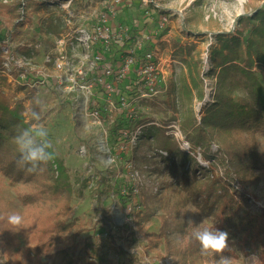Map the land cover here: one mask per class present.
Here are the masks:
<instances>
[{
	"label": "rangeland",
	"instance_id": "rangeland-1",
	"mask_svg": "<svg viewBox=\"0 0 264 264\" xmlns=\"http://www.w3.org/2000/svg\"><path fill=\"white\" fill-rule=\"evenodd\" d=\"M1 1L4 4L22 1L25 5L30 2L48 5L47 10L38 14L29 12L23 20H18L19 23L9 20L10 16H1L8 26L0 34V60L3 61L0 91L14 101H23L28 121L32 120L35 100L40 109V122L47 128L53 151L68 171L74 190L72 212L62 217L71 224L72 230L65 234L60 228L53 230L43 240L44 243L49 237L75 234L78 243L76 253L82 255L89 247L93 254L102 257L108 264L127 263V257L119 255V248L127 254L137 255L139 264H174L162 245L163 241L160 240L158 250H153L151 240L146 236L147 233L158 232L161 227L164 202L170 193L162 191L167 178L159 174L165 169L163 159L169 156L167 152L166 155L155 150L152 142L141 141L147 127H139L138 122L149 119L161 128L165 127L166 134L176 141L182 153L189 154L204 168L214 167L216 176L225 177L218 146L213 144L209 151L201 147L195 149L181 125L187 117L194 118V122L200 125L207 109L216 105L220 87H234L237 79L234 73H230L229 80L220 79L222 69L217 65L221 63L217 55L226 61V65L230 64L229 57L220 52L222 46L228 40L242 42L243 37H247L248 29L258 23L255 20L257 13L264 11V0H147V6L143 4L146 0H123L119 9V25L128 32L124 34L123 30H119V35L124 36L121 42L124 47L114 43L104 49L101 46L92 47L90 52L85 51L80 43L70 40L69 33L75 21H72L71 28L66 22L70 18L95 20L91 15L102 3L101 0ZM164 17L168 18V23L161 29ZM56 20L59 33H52L50 21L54 23ZM82 27L90 30L93 23L88 20L83 26L73 29L79 31L81 29L78 28ZM147 38L151 40L147 50H156L161 60V92L152 99L143 98L139 89L125 88L124 79L119 80V112L112 110L109 101L113 97L105 92L100 79L104 83L107 80L112 82L115 75H106L103 68L113 67L118 58L120 65L127 55L126 51L134 49L138 42ZM242 49L246 51L245 44H242ZM98 52H105L102 64L96 61ZM95 66L99 69L92 70ZM254 71L264 84L263 69L256 66ZM7 84H11V89ZM84 85L91 87L90 93L82 89ZM16 86H28L31 93L16 92ZM245 93L244 88H239L233 97H244ZM172 94L177 111H171L165 105ZM146 101L155 104L154 107L145 105ZM95 112L102 114L100 119L93 117ZM172 117L177 120H172ZM194 122L191 125H195ZM165 123L169 125L163 126ZM132 130H140L136 145L128 139L127 134ZM209 133L226 152L229 153L230 146L234 145L236 150L233 152L238 158H250L251 154L242 148L253 146L254 155L261 160L258 163L261 166L255 167L249 176L251 184L246 190L240 188L241 193L251 201L245 207L251 213L246 220L248 234L242 236L241 243L247 249V255H242L245 264H264L259 257L260 254L264 256V136L244 132L240 136L239 133L217 132L216 129L209 130ZM205 153L209 156L207 159ZM233 163L242 169L249 164L248 159L246 165ZM133 166L139 174L136 181L132 177ZM54 173L55 178L58 177L57 167ZM101 178L106 183H101ZM227 180L232 186L236 185L235 180ZM124 186L135 188L138 193L129 199L124 194ZM108 187L111 192L106 196L103 192ZM23 190L25 192L27 188L11 186L0 175V221L6 229L2 225V231L13 232L16 238L11 240L6 234L5 238L0 236V264H27L29 249L37 244L22 243V228H13L7 223V216L11 213L25 215V209L17 198L18 192ZM65 196L60 198L61 202L52 204L53 211L64 208ZM142 200L148 202L154 213L150 223L143 226L144 230L136 225L132 220L134 216H131L133 208L140 206ZM168 202L174 214L169 218L167 233L176 249L194 241L191 233L196 227L200 226L202 230L212 225L210 219L201 216L192 206L175 207V195ZM168 202L166 206H169ZM189 220L193 222L191 226L188 225ZM51 221L44 222V226H56V220ZM183 227H188L191 232H184ZM62 243L57 245L60 249L66 246ZM46 247L44 245L35 251L38 257L33 263L45 261L46 254L59 249L55 246L46 250Z\"/></svg>",
	"mask_w": 264,
	"mask_h": 264
},
{
	"label": "trees",
	"instance_id": "trees-1",
	"mask_svg": "<svg viewBox=\"0 0 264 264\" xmlns=\"http://www.w3.org/2000/svg\"><path fill=\"white\" fill-rule=\"evenodd\" d=\"M47 8L48 5L41 2L39 4L38 2H30L25 5V2L22 1H11L4 4L0 0V34L8 26L1 20V16H10L9 20H17V23H19L20 21L18 20H23L29 15V12L32 11L38 14L41 10H47ZM257 14L258 16L255 20H258V23L248 29L249 33L245 39L243 37L242 42L237 40L234 43L228 40L222 46L220 52H224L229 57L228 61L230 62L228 63L230 64L226 65V61H223L217 55L218 60L221 61L217 65L222 69L220 79L229 80L230 73H234L237 77L234 87H231L232 89L227 86L220 87L216 105L207 109L200 125H197L192 117H187L183 125H181L187 140L195 149L201 147L209 151L213 144L218 146L219 158L225 166V177L216 176L214 167L211 169L204 168L189 154L182 153L176 141L166 134V130L163 129L165 127L161 128V125H157L149 119H143L138 122L139 127H147L146 132L140 138L141 141L148 144L152 142V147L155 150L165 151L169 156L162 161V163L165 162V169L162 172L161 170L157 171L158 173L161 172L159 175L167 178L162 191L170 193L164 202L165 208L163 210L165 213L160 219L161 227L158 232L147 233L146 236L151 240L153 250L159 249L160 240H162V245H164L166 252L168 250V257L174 260V264H217L218 256L202 255L200 245L195 239L183 248L176 249L173 246L169 233H167L169 218L174 214L168 202L171 201L172 195L177 197L175 207L186 208L192 206L201 216L210 219L212 225L205 228L210 230L215 228L227 232L232 249L228 255L232 257L233 264H245L242 260V255H247V249L241 242L242 236L248 234L246 220L251 213L245 210V207L249 206L251 201L249 197L241 193L240 188L246 190L248 184H251L249 183L251 181L249 176L255 167L261 166L258 165L261 160L254 155L255 149L253 146L243 147V144H239L240 147H243L242 149L251 154L250 158L244 156L238 158L235 155L236 153L233 152L236 150L234 145L230 146L229 153L226 152L218 145L209 130L216 129L217 132L223 131L226 133L234 132L239 133L240 136L243 135V132L247 134H262L264 136V84L254 71L255 67L259 66L264 72V11H259ZM50 24L51 30H53L52 33H59L58 20L54 21V23L50 21ZM150 44L151 42H147L143 51H147ZM242 44L246 45V51L242 49ZM25 53L29 55V53ZM126 56L125 54L124 57ZM223 66L225 67L223 68ZM2 67L3 61L0 60V69ZM2 80L3 82L6 81L5 79ZM122 83L125 88L137 90L141 86L140 76L135 71L130 72ZM7 87L11 89V84L10 86L7 84ZM239 88L246 90L245 96L235 99L233 94ZM18 91L31 93L28 86H16V92ZM33 104L32 111L40 113V109L34 99ZM174 104V95L168 96L165 101L167 108L171 111H177ZM145 105L154 107L155 104L146 101ZM24 114L23 101H14L12 97L6 96L0 91V175L7 179L11 186L27 188V191H20L17 195L19 202L25 209L24 224L21 231L22 243L32 246V242H37L36 246L29 249V256L26 259L27 264H79V262L81 264H108L102 257L99 258L96 254H93L89 247L82 255L76 253L78 243L75 234L65 235L67 238L64 236L49 237L44 243L43 240L48 235H51L53 230H59L60 228L63 234L72 230L71 224L66 223L62 217L72 212L71 203L74 190L72 185H70L71 179L68 171L58 161L56 155L54 160L40 173L29 174L17 167V160L20 154L14 137L17 135L18 130L30 127L35 123L33 119L28 121ZM172 120L177 119L172 117ZM193 122L195 125H191ZM167 125L169 124L165 123L163 126ZM134 131L132 130L127 134L128 139ZM205 157L207 159L209 156L205 153ZM247 159L249 164L246 165ZM233 162L237 165L246 166L242 169L234 166ZM55 167L59 169V175L56 178L54 176ZM132 169L135 171V166ZM228 178L235 180L236 185L232 186L227 180ZM100 182L106 183V180L101 178ZM134 191L135 188L128 189L124 186V194L127 198L131 199L135 194ZM110 192L111 188L108 187L103 193L110 195ZM64 195H66L64 208L57 212L53 211L54 206L52 204L61 202L60 198L64 197ZM101 199L102 197H100ZM167 202L169 206H166ZM142 208H145V210L143 211ZM131 213V216H134L132 220L135 221L141 230H144L143 226L150 223L154 216L148 206V202L144 200L141 201L140 206L133 208ZM166 215L168 216L166 217ZM60 217L61 221L58 220ZM51 220H56V226H44V222H52ZM2 225L3 223L0 221V236L4 237L6 234L8 238L15 240L13 232L8 233V231H5L3 233L4 225ZM183 230L184 232H191L188 227L187 229L183 227ZM60 240H64L66 243H62ZM60 243L66 244V246L60 249L57 246ZM44 245L47 246L46 250L53 249L55 246L59 249L55 248L53 253L46 254L44 256L45 261L40 260L33 263L34 258L38 257L35 251H39L38 249H41ZM119 255L127 257L126 264H139L138 257L135 254H127L119 248ZM259 257L264 261L262 254ZM119 264L125 263L122 261Z\"/></svg>",
	"mask_w": 264,
	"mask_h": 264
},
{
	"label": "built area",
	"instance_id": "built-area-1",
	"mask_svg": "<svg viewBox=\"0 0 264 264\" xmlns=\"http://www.w3.org/2000/svg\"><path fill=\"white\" fill-rule=\"evenodd\" d=\"M102 3L99 7L92 13L91 17H94L95 20L90 18H84L80 20H76L73 18L68 19L67 26L71 28L72 21H75L74 27L83 26L84 22L88 20L93 23L92 29L87 28H78L81 29L79 31H74V27L71 29L69 33V37L71 41H76L80 43V46L87 51L90 52L92 47L101 46L108 47L116 43L119 47V43L121 48L124 47L123 38L124 36L119 35V30L126 34L128 29L125 27H120L119 25V9L122 5L123 0H101ZM145 6H147V0L143 2ZM88 19V20H87ZM168 23V18L164 17L162 19L161 29ZM70 26V27H69ZM84 28V29H83ZM119 39L121 41H119ZM151 40L147 38L145 41L138 42V45L134 47V49L127 50V56L119 65V58L115 60L112 65L107 66L104 69L106 75L110 76L112 74L115 75V79L111 82L109 80L104 83L102 79H100V84L104 87L105 92L109 93L110 97L113 98L109 101V106L112 110L119 112V80L122 81L127 77L130 72L135 71L140 76L141 86H139V92L143 93V98H154L158 96L161 92V60L158 58V54L156 50H147L143 51L145 42ZM119 53V50H118ZM61 59H65V57H61ZM59 59L57 62H59ZM105 59V52H98L96 54V61L100 64L103 63ZM50 61V60H49ZM6 63H4L5 65ZM27 64L29 62L27 61ZM98 64V65H100ZM99 67H92V70H98ZM143 84V85H142ZM82 89L91 92V87L84 85ZM118 106V107H117ZM101 113L95 112L93 117L96 119H100ZM140 130H136L133 134H131L130 142L133 145H136V141L138 140V134ZM127 134V133H126ZM191 145V144H190ZM189 143H187L188 149H190ZM162 154H166V152H161ZM132 177L134 181L138 180L139 174L137 171L132 172ZM138 193L136 189L134 191Z\"/></svg>",
	"mask_w": 264,
	"mask_h": 264
},
{
	"label": "clouds",
	"instance_id": "clouds-1",
	"mask_svg": "<svg viewBox=\"0 0 264 264\" xmlns=\"http://www.w3.org/2000/svg\"><path fill=\"white\" fill-rule=\"evenodd\" d=\"M32 119L35 121L30 127L18 130L14 137L19 159L17 167L29 174L43 172L45 167L54 160L55 153L52 150L53 144L49 139L47 128L41 123V116L38 112H32ZM7 223L13 228H23L24 218L19 213H11L7 216ZM193 222L188 221L191 226ZM192 237L199 243L202 255L218 256L217 264H233L229 243V234L214 228L210 230L200 226L193 231Z\"/></svg>",
	"mask_w": 264,
	"mask_h": 264
},
{
	"label": "crops",
	"instance_id": "crops-1",
	"mask_svg": "<svg viewBox=\"0 0 264 264\" xmlns=\"http://www.w3.org/2000/svg\"><path fill=\"white\" fill-rule=\"evenodd\" d=\"M147 42H149V43H150V41H147ZM147 42H145L144 46L146 45V43H147Z\"/></svg>",
	"mask_w": 264,
	"mask_h": 264
}]
</instances>
